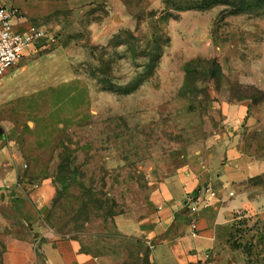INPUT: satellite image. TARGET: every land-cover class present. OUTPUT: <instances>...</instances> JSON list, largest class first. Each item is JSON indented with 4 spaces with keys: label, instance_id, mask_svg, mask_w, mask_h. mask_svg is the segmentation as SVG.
<instances>
[{
    "label": "rangeland",
    "instance_id": "rangeland-1",
    "mask_svg": "<svg viewBox=\"0 0 264 264\" xmlns=\"http://www.w3.org/2000/svg\"><path fill=\"white\" fill-rule=\"evenodd\" d=\"M217 1L199 10L202 0H0L50 36L9 86L0 79V159L52 177L56 197L41 216L49 238L80 241L99 264H151L152 246L124 236L117 217L143 215L154 182L201 159L223 163L230 146L254 175L253 197L264 190V0ZM70 84L89 104L67 128L62 110L83 102ZM256 214L234 221L245 264H264ZM6 216L0 236L22 225Z\"/></svg>",
    "mask_w": 264,
    "mask_h": 264
},
{
    "label": "crops",
    "instance_id": "crops-1",
    "mask_svg": "<svg viewBox=\"0 0 264 264\" xmlns=\"http://www.w3.org/2000/svg\"><path fill=\"white\" fill-rule=\"evenodd\" d=\"M23 16L15 26L20 33L33 25ZM33 49L27 51L24 58ZM11 70L4 74V87L9 86L4 82L15 71ZM16 70L26 74L30 68ZM70 87L76 88L68 96L74 97L81 91L83 102L71 110L60 109L67 128L85 119L89 104L82 85L70 84L67 88ZM67 102L68 97L63 104ZM240 109L242 113L244 109L236 107V111ZM244 157L238 148L230 146L223 163L201 159L179 167L174 175L151 185L149 204L143 215L117 217L119 231L124 236L133 234L138 240L142 238L152 246L151 264H196L204 253L211 254L208 264H245L240 250L232 247L235 217L239 211H257L256 215L264 217V190H256L258 196L253 197L255 189L247 181L254 175L242 168ZM26 169L28 165L22 166L16 158L13 161L0 159V220L6 219V214H16L22 223H7L0 236L2 264H99L97 258L83 251L80 241L51 239L43 232L41 216L56 197L57 190L48 172L27 173ZM205 187H211L220 198L196 215L198 234L194 237L190 227L193 216L187 201Z\"/></svg>",
    "mask_w": 264,
    "mask_h": 264
},
{
    "label": "built area",
    "instance_id": "built-area-1",
    "mask_svg": "<svg viewBox=\"0 0 264 264\" xmlns=\"http://www.w3.org/2000/svg\"><path fill=\"white\" fill-rule=\"evenodd\" d=\"M23 19L24 16L20 9L0 2V79L24 58L27 51L38 43L50 39L46 30L34 25L30 26L26 32H17L16 23ZM230 196H233V193H230ZM217 198L220 197L211 187H205L196 195L188 198L187 206L193 216L190 227L194 237L198 234L196 215L203 208L209 207ZM211 259L210 253H204L196 264H208Z\"/></svg>",
    "mask_w": 264,
    "mask_h": 264
},
{
    "label": "trees",
    "instance_id": "trees-1",
    "mask_svg": "<svg viewBox=\"0 0 264 264\" xmlns=\"http://www.w3.org/2000/svg\"><path fill=\"white\" fill-rule=\"evenodd\" d=\"M220 2L217 0H202L201 5H198L197 7H195L196 9L199 10H205L208 8H212L214 6H217ZM232 247H234L235 249H240L241 247L235 244H232Z\"/></svg>",
    "mask_w": 264,
    "mask_h": 264
}]
</instances>
